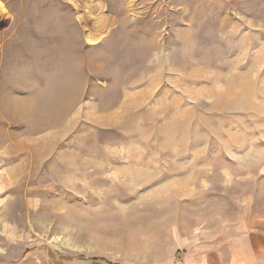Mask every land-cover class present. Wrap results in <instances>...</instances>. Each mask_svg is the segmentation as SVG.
<instances>
[{
    "label": "rangeland",
    "instance_id": "rangeland-1",
    "mask_svg": "<svg viewBox=\"0 0 264 264\" xmlns=\"http://www.w3.org/2000/svg\"><path fill=\"white\" fill-rule=\"evenodd\" d=\"M250 228L264 0H0V264H167Z\"/></svg>",
    "mask_w": 264,
    "mask_h": 264
},
{
    "label": "crops",
    "instance_id": "crops-1",
    "mask_svg": "<svg viewBox=\"0 0 264 264\" xmlns=\"http://www.w3.org/2000/svg\"><path fill=\"white\" fill-rule=\"evenodd\" d=\"M167 264H264V230L250 228L222 241H193Z\"/></svg>",
    "mask_w": 264,
    "mask_h": 264
},
{
    "label": "trees",
    "instance_id": "trees-1",
    "mask_svg": "<svg viewBox=\"0 0 264 264\" xmlns=\"http://www.w3.org/2000/svg\"><path fill=\"white\" fill-rule=\"evenodd\" d=\"M180 255H181V253H177V256H176V260H178V259H180Z\"/></svg>",
    "mask_w": 264,
    "mask_h": 264
},
{
    "label": "bare ground",
    "instance_id": "bare-ground-1",
    "mask_svg": "<svg viewBox=\"0 0 264 264\" xmlns=\"http://www.w3.org/2000/svg\"><path fill=\"white\" fill-rule=\"evenodd\" d=\"M112 8V7H111ZM79 20V19H78ZM79 28V27H78ZM73 33V32H72ZM117 47V46H116ZM66 54V53H65ZM136 55V54H135Z\"/></svg>",
    "mask_w": 264,
    "mask_h": 264
}]
</instances>
